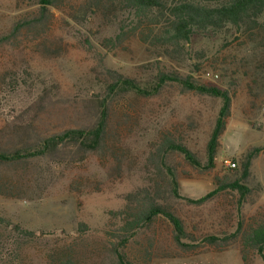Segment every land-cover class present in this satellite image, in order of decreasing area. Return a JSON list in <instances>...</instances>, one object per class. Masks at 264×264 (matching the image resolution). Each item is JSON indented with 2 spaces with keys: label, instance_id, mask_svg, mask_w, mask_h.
Masks as SVG:
<instances>
[{
  "label": "rangeland",
  "instance_id": "rangeland-1",
  "mask_svg": "<svg viewBox=\"0 0 264 264\" xmlns=\"http://www.w3.org/2000/svg\"><path fill=\"white\" fill-rule=\"evenodd\" d=\"M76 1L69 4L77 8ZM36 4L0 0L2 143L83 131L106 106L113 115L110 140L117 147L83 158L74 157L75 147H67V156L36 158L28 171L0 168V178L16 181L18 193L0 196V264H67L69 254L80 264H116L106 235L116 227L112 214L123 208L129 193L143 189L172 207L188 236L181 243L189 247L178 245L172 226L158 219L131 241V257L149 252L154 257L150 264H264L257 255L245 263L233 236L242 218L264 216L263 151L252 157L249 169L243 166L256 149L264 150V30L200 35L181 53L163 57L161 50L136 39L110 48L105 39L114 37L115 27L95 19L74 22L57 10L48 19L51 29L10 33L24 15L38 10ZM39 41L45 45L38 47ZM108 71L135 82L148 96L130 91L126 99L115 98L120 89L110 90L114 82ZM166 73L231 96V116L213 167L207 146L222 101L176 83L160 85ZM11 123L30 126L20 142L18 133L7 137ZM163 130L201 165H191L177 151L158 160ZM234 183L247 193L231 189ZM81 223L86 233L79 231ZM205 236H218L229 245L217 251L202 245Z\"/></svg>",
  "mask_w": 264,
  "mask_h": 264
},
{
  "label": "trees",
  "instance_id": "trees-1",
  "mask_svg": "<svg viewBox=\"0 0 264 264\" xmlns=\"http://www.w3.org/2000/svg\"><path fill=\"white\" fill-rule=\"evenodd\" d=\"M75 0H37L39 6L34 13H28L18 20L12 27L10 33L23 30H38L41 27H49V17H54L53 10L66 15L74 22H88L91 19L99 21L105 27H115L116 33L113 38L105 39V43L114 49L121 47L132 39L149 45L154 49L161 50L162 55L181 53L185 47L197 36H217L223 32L250 33L256 29L264 30V24L260 20L264 16V0H77L80 2L76 8ZM37 44L38 47L45 43ZM160 85L166 83H176L190 91L208 95L222 101L215 129L207 146L208 165L214 166V160L219 147V141L223 136L227 121L231 116L232 98L228 92L217 87L198 85L190 80L183 79L177 74H162ZM109 80L114 82L111 91L117 90L115 98L126 99V94L130 91L143 96H148V92L140 89L135 82L126 79L116 72H107ZM161 87V86H158ZM125 89V91L123 90ZM124 91L121 93V91ZM125 93V94H124ZM104 106L103 112L94 124L82 130L68 131L63 136L49 135L46 138H39L25 144H14L7 146L2 143L5 133L0 130V168H10L23 166L28 171L31 163L36 158H55L67 156L64 152L68 148H76L74 157L101 151L116 149L117 145L110 140L112 128V112ZM7 127L10 133L8 136L18 133L17 142L28 134L26 124H9ZM22 134V138L20 135ZM161 140L157 144V158L167 159V156L175 151L181 153L185 160L191 165L200 166L201 163L196 156L184 144H175V140L169 136L167 130L161 133ZM119 141V139H117ZM51 144V145H50ZM68 144V145H67ZM72 145V147H71ZM58 146L61 147L57 148ZM60 149V150H59ZM264 150L256 149L252 156L244 162V169L250 167L252 157H255ZM170 156V155H169ZM116 159V158H115ZM117 161V159H116ZM164 162V161H163ZM120 162L117 161V164ZM169 174L172 170L169 165H165ZM161 169V168H159ZM175 187L177 181L173 179ZM17 182L12 178H0V196L15 198L18 193ZM231 189L239 190L242 195L247 193V189L239 183L230 185ZM176 191V189H175ZM156 197L147 189L129 193L125 199V205L118 212H114L113 220L116 227L107 236L110 242V252L116 259V264H150L154 258L151 253L140 259L130 256L131 241L143 230H147L156 223L158 219H164L172 226L176 243H181V239L187 236L184 224L172 207L166 203H159ZM210 198L205 196L197 201L204 203ZM87 226L83 223L79 226V231L86 233ZM28 233V232H27ZM32 235V233H29ZM234 237L240 241L243 261L247 263L250 256L257 255L264 263V216L257 215L250 217L246 221L241 219L238 223ZM204 244L217 251H223L229 245L226 239L218 236H205ZM67 264H80L69 254Z\"/></svg>",
  "mask_w": 264,
  "mask_h": 264
},
{
  "label": "built area",
  "instance_id": "built-area-1",
  "mask_svg": "<svg viewBox=\"0 0 264 264\" xmlns=\"http://www.w3.org/2000/svg\"><path fill=\"white\" fill-rule=\"evenodd\" d=\"M228 166L231 168H236V163L235 162H229Z\"/></svg>",
  "mask_w": 264,
  "mask_h": 264
}]
</instances>
